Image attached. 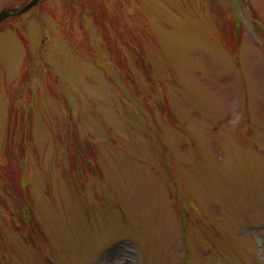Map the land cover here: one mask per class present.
<instances>
[{
  "label": "rangeland",
  "instance_id": "rangeland-1",
  "mask_svg": "<svg viewBox=\"0 0 264 264\" xmlns=\"http://www.w3.org/2000/svg\"><path fill=\"white\" fill-rule=\"evenodd\" d=\"M235 1L4 21L0 264H263L264 0Z\"/></svg>",
  "mask_w": 264,
  "mask_h": 264
},
{
  "label": "water",
  "instance_id": "water-1",
  "mask_svg": "<svg viewBox=\"0 0 264 264\" xmlns=\"http://www.w3.org/2000/svg\"><path fill=\"white\" fill-rule=\"evenodd\" d=\"M37 0H33L32 2H30L24 9H22L21 11H3L0 14V23L2 20H4L5 18L11 17V16H15V15H19L22 13L27 12L29 9H31L35 4H36Z\"/></svg>",
  "mask_w": 264,
  "mask_h": 264
}]
</instances>
